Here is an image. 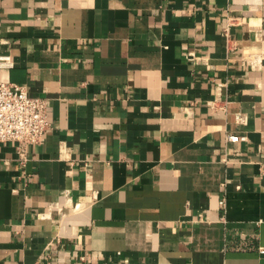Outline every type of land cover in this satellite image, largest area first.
<instances>
[{
  "label": "crops",
  "instance_id": "obj_1",
  "mask_svg": "<svg viewBox=\"0 0 264 264\" xmlns=\"http://www.w3.org/2000/svg\"><path fill=\"white\" fill-rule=\"evenodd\" d=\"M0 57V264H264V0H0Z\"/></svg>",
  "mask_w": 264,
  "mask_h": 264
},
{
  "label": "built area",
  "instance_id": "obj_2",
  "mask_svg": "<svg viewBox=\"0 0 264 264\" xmlns=\"http://www.w3.org/2000/svg\"><path fill=\"white\" fill-rule=\"evenodd\" d=\"M8 61L9 57H0V66ZM46 108V99L28 95L24 85L0 82V141L16 142L20 159H24L26 146L42 140L48 126ZM243 138L227 136L232 142ZM260 167L264 169V160L260 161Z\"/></svg>",
  "mask_w": 264,
  "mask_h": 264
}]
</instances>
